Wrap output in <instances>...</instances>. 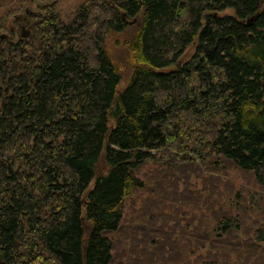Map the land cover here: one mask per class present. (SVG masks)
Returning a JSON list of instances; mask_svg holds the SVG:
<instances>
[{
  "label": "trees",
  "instance_id": "1",
  "mask_svg": "<svg viewBox=\"0 0 264 264\" xmlns=\"http://www.w3.org/2000/svg\"><path fill=\"white\" fill-rule=\"evenodd\" d=\"M29 2L0 0V264H264V0Z\"/></svg>",
  "mask_w": 264,
  "mask_h": 264
},
{
  "label": "rangeland",
  "instance_id": "2",
  "mask_svg": "<svg viewBox=\"0 0 264 264\" xmlns=\"http://www.w3.org/2000/svg\"><path fill=\"white\" fill-rule=\"evenodd\" d=\"M53 1H56L57 8L60 14L62 15V17L67 19L68 17H71L73 15V12L77 8V6L84 0H30L29 5L27 6L28 13L30 12V14H35L39 12L38 9L41 5L45 3L47 4ZM230 11L231 10L228 9V10H225L224 12L221 11L219 13L220 14L230 13ZM122 17L127 18L125 13H122ZM30 20L31 19L27 20V22ZM27 22H25L22 25V28H20L21 34L25 32L26 29L28 28ZM126 34L128 35L129 33H126ZM126 34L124 33V35H120V36H117V35L110 36L107 40L108 41L107 50L111 55L114 56V59L116 60V64L120 67L121 72L124 75L122 81L119 84V87H122L126 83L128 75L131 71V64L128 60V55H127L126 46H125L126 39L124 36H126ZM140 168L142 169V171H144L145 174L150 173L149 172V170L151 169L150 165L143 164ZM199 168H206V166L202 164V165H199ZM190 181L192 183V187L194 188L199 187L201 185V180L198 176L192 175L190 177ZM141 193H143V191ZM127 202H128V207L131 206L133 210V208L137 207L136 205H138L139 200L136 199L135 196L133 195L131 198L127 199Z\"/></svg>",
  "mask_w": 264,
  "mask_h": 264
},
{
  "label": "water",
  "instance_id": "3",
  "mask_svg": "<svg viewBox=\"0 0 264 264\" xmlns=\"http://www.w3.org/2000/svg\"><path fill=\"white\" fill-rule=\"evenodd\" d=\"M23 35H26V32L22 33ZM5 36V33H0V38H3Z\"/></svg>",
  "mask_w": 264,
  "mask_h": 264
}]
</instances>
